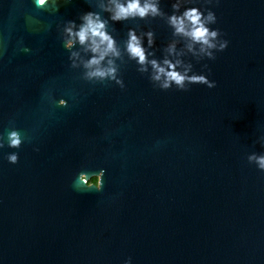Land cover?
<instances>
[{"label":"water","instance_id":"obj_1","mask_svg":"<svg viewBox=\"0 0 264 264\" xmlns=\"http://www.w3.org/2000/svg\"><path fill=\"white\" fill-rule=\"evenodd\" d=\"M88 10L0 0V133L26 138L0 149V264H264V172L246 159L264 151V2L219 0L216 86L187 91L154 88L132 63L123 89L83 80L57 25ZM136 24L169 37L159 19L110 27L119 39ZM101 167L100 192L73 186Z\"/></svg>","mask_w":264,"mask_h":264},{"label":"clouds","instance_id":"obj_2","mask_svg":"<svg viewBox=\"0 0 264 264\" xmlns=\"http://www.w3.org/2000/svg\"><path fill=\"white\" fill-rule=\"evenodd\" d=\"M88 11L78 14L76 19L64 20L57 25L59 39L67 52L68 66L79 69L81 78L87 82L113 83L125 87L120 70L132 63L136 72L145 76L154 88L187 91L189 86L200 84L214 88L216 81L209 79L210 68L207 61L215 59L216 53L229 44L218 27L213 7L219 0H167L170 11H165L162 0H87ZM264 2V0H262ZM37 5H45L47 0H35ZM159 19L169 30L166 41L157 44L156 32L152 27L139 24L128 26L117 39L116 22L147 21ZM29 51L27 47L23 49ZM199 65L200 70L195 69ZM58 106H66L67 100L59 97ZM20 131L10 127L0 133V149H19L25 141ZM258 142L264 148V137ZM34 151L39 149L34 146ZM18 153H3V159L16 164ZM247 162L264 172V151H252L246 156ZM104 168H99L91 176L79 171L73 178L84 188H103ZM122 264H133L126 257Z\"/></svg>","mask_w":264,"mask_h":264}]
</instances>
